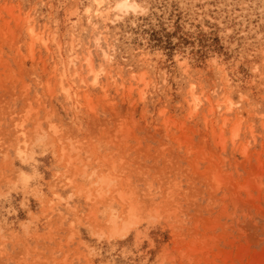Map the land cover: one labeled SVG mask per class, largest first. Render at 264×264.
<instances>
[{
	"label": "rangeland",
	"instance_id": "374dc122",
	"mask_svg": "<svg viewBox=\"0 0 264 264\" xmlns=\"http://www.w3.org/2000/svg\"><path fill=\"white\" fill-rule=\"evenodd\" d=\"M134 1L0 0V264H264V0Z\"/></svg>",
	"mask_w": 264,
	"mask_h": 264
},
{
	"label": "bare ground",
	"instance_id": "6f19581e",
	"mask_svg": "<svg viewBox=\"0 0 264 264\" xmlns=\"http://www.w3.org/2000/svg\"><path fill=\"white\" fill-rule=\"evenodd\" d=\"M93 3L95 4V8H93V16H95L96 18H102L103 20L105 19H108L109 18V15H110V11L109 9H106V10H103L102 7H103V3L105 0H92ZM106 1H110V0H106ZM138 6V4L136 3V1L134 0H114V5L112 6L113 7V11L116 12H125V10H128V9H135L136 7ZM106 8V7H105ZM89 8L87 7L85 9V13L88 15L90 14L89 13ZM115 16V14H114ZM27 20V19H26ZM27 29H28V32L32 35V37L34 38L33 40H45L43 38V32L42 31H36L35 29V25L33 24V21L32 20H27ZM98 29V27H97ZM38 30V29H37ZM94 45L96 46V51L98 53H100V58L102 60V63H101V66H104V67H107V66H110V64L112 63V52H111V48L109 46V43H108V39L107 37L103 34L102 31H99L98 33V36H96V38L94 39ZM45 43V41H44ZM71 50L72 51L68 57V60H67V63L69 65V67H73V72L75 75H78L81 77L82 75V63H80V58L79 56L77 55L75 49H74V46L71 45ZM84 64L86 65L88 71L93 74L94 76V80L93 82H96V79H97V72L94 70V67H93V59H92V52L91 51H87L86 54L83 56L82 58ZM79 62V64H78ZM102 68V67H101ZM66 69V68H65ZM107 72V71H106ZM88 73V72H87ZM110 75V74H109ZM67 70H63L61 73H60V81L59 83L61 84V88L64 90V92L66 93V97L67 99H69V102L71 103H77L79 102L80 100V96L76 93H74V96L71 94V86L65 88L63 86L64 84V80H67L68 77H67ZM114 78V77H113ZM81 81L82 82H85V77H81ZM106 84V83H105ZM105 87V86H104ZM191 90L193 91V88H191ZM198 97L194 98V106L196 107L198 105ZM17 125V124H16ZM14 130V129H13ZM18 130L20 131V129L18 128ZM16 132V131H15ZM22 135H24V132L25 131H20ZM56 132V131H55ZM58 135V133H57ZM25 136V135H24ZM21 137V136H20ZM57 138V137H56ZM60 138V137H59ZM25 142V141H24ZM21 145V144H20ZM16 146V145H15ZM76 146V145H75ZM66 177V176H65ZM58 183V182H57ZM100 191V190H99ZM102 193V191H101ZM96 195V193H95ZM113 195V194H112ZM97 196V195H96ZM121 196V195H120ZM114 197V196H113ZM123 198V197H122ZM98 199V198H97ZM123 210V209H122ZM123 213V212H122ZM120 215V214H119ZM122 216V215H121ZM125 216V215H124ZM125 218V217H124ZM112 222V220H111Z\"/></svg>",
	"mask_w": 264,
	"mask_h": 264
}]
</instances>
